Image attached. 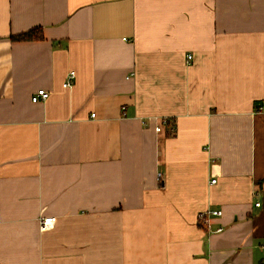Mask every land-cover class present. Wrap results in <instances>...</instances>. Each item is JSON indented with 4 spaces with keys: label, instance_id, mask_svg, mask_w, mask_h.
<instances>
[{
    "label": "crops",
    "instance_id": "1",
    "mask_svg": "<svg viewBox=\"0 0 264 264\" xmlns=\"http://www.w3.org/2000/svg\"><path fill=\"white\" fill-rule=\"evenodd\" d=\"M0 214V264L264 261V0H0Z\"/></svg>",
    "mask_w": 264,
    "mask_h": 264
},
{
    "label": "built area",
    "instance_id": "2",
    "mask_svg": "<svg viewBox=\"0 0 264 264\" xmlns=\"http://www.w3.org/2000/svg\"><path fill=\"white\" fill-rule=\"evenodd\" d=\"M192 55H189V58H191ZM75 78H76V72L74 70L70 71L68 73V76L64 82V86L65 87H71L73 84H74V81H75ZM51 95V92L46 90L45 88H40L38 89V91L36 92V94H34L32 96V100L34 102H38V101H41V100H46L49 96ZM92 115H95L94 113ZM168 122L167 119H164L162 120V123L161 124H158L156 126V130L158 131H161L163 130V126L164 124H166ZM174 130V128H172V131ZM215 181V179L213 180ZM260 203L258 202L257 205H259ZM222 214V211L221 210H206V211H202L200 213V218L202 221L205 222V224L210 227V218L211 216H214V215H221ZM0 219H1V214H0ZM56 217L55 216H44V217H41L40 218V226L43 230H46V229H49V228H52L55 223H56ZM222 228H218V230H221Z\"/></svg>",
    "mask_w": 264,
    "mask_h": 264
},
{
    "label": "trees",
    "instance_id": "3",
    "mask_svg": "<svg viewBox=\"0 0 264 264\" xmlns=\"http://www.w3.org/2000/svg\"><path fill=\"white\" fill-rule=\"evenodd\" d=\"M12 37L14 39H20V40H35V39H43L44 34L41 27H35L26 32L14 35ZM259 264H264V261H261Z\"/></svg>",
    "mask_w": 264,
    "mask_h": 264
}]
</instances>
